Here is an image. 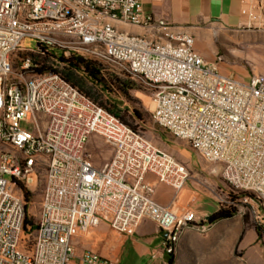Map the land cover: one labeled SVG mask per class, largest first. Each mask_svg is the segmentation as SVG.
Wrapping results in <instances>:
<instances>
[{"label": "built area", "instance_id": "1", "mask_svg": "<svg viewBox=\"0 0 264 264\" xmlns=\"http://www.w3.org/2000/svg\"><path fill=\"white\" fill-rule=\"evenodd\" d=\"M242 15V31L264 33V0ZM195 40L189 27L157 25L142 0H0V264H119L79 239L106 225L123 245L143 221L165 235L169 256L186 229L210 226L182 194L187 165L67 83L72 58L147 84L154 124L218 169L264 228V75H224L222 56L205 60ZM42 65L49 72L35 74ZM92 138L111 148L101 167Z\"/></svg>", "mask_w": 264, "mask_h": 264}, {"label": "rangeland", "instance_id": "2", "mask_svg": "<svg viewBox=\"0 0 264 264\" xmlns=\"http://www.w3.org/2000/svg\"><path fill=\"white\" fill-rule=\"evenodd\" d=\"M182 12V9L173 13L169 11H159L152 16L157 25L166 23L172 26L189 27L196 39V50L202 49L211 56V59H216L217 53L222 56L220 70L224 75L233 76L240 81H248L253 74L264 75V33L213 28L212 25L203 22H181L179 19L183 16ZM24 46L27 49L34 50L36 49V40L27 38ZM24 55L26 54L22 56ZM97 65L103 74V79L107 82L110 89L107 90L105 87L89 84L92 99H97L100 103H103L104 106L111 109L113 105H116L114 111L119 113L127 123L131 125L136 133L151 142L157 149L168 153L177 161L187 165L191 177V179L188 180V185L192 188H197L191 181L192 177L202 179L207 182L208 185H214V180H216L225 186L218 174L212 171L215 168L201 161L197 153L190 149L185 140L175 138L170 133L154 124L151 116L153 102L152 90L147 84L139 78L132 79L131 76L124 72L117 64L97 63ZM119 81L131 82V84H128L130 88L126 93L121 91L120 86H118ZM134 111H138L141 115V120L134 118ZM88 148L93 154V162L97 167L104 165L112 156L110 146L107 145L102 138H92ZM190 169L196 172H192ZM197 172L199 173L198 177L195 176ZM27 191L30 192L31 190L27 189ZM224 191L225 196L231 199V203L227 206L234 207L237 212L240 210L241 215L247 220L250 227L256 228L257 225L250 218L248 210L244 209L242 205H239L238 202L235 201H239L243 197V193L236 191L228 185L227 189ZM218 193V195H222L221 192ZM34 194L36 196V192L33 193L31 191V196ZM182 194L184 198L192 204L195 195L188 194L186 191ZM102 227H106V229L102 230ZM149 229H151L150 232H154L153 225H150L148 230ZM109 234L113 236L114 245L117 244L119 236L112 232L108 226L103 225L90 231L86 236L79 239V249H90L100 253V250L108 249V244L105 239ZM261 234H264V230H261ZM242 254L243 253H241V255ZM194 264H201V262H194ZM241 264H245L243 259H241Z\"/></svg>", "mask_w": 264, "mask_h": 264}, {"label": "crops", "instance_id": "3", "mask_svg": "<svg viewBox=\"0 0 264 264\" xmlns=\"http://www.w3.org/2000/svg\"><path fill=\"white\" fill-rule=\"evenodd\" d=\"M261 1L142 0V3L146 15L152 16L159 11L173 13L182 9L183 16L179 19L181 22H203L212 25L213 28L242 31L245 24L243 8ZM131 31L136 32L135 34L143 33L140 29H131ZM197 50L205 60H214L202 49ZM248 81L243 80V82ZM195 176L198 177L199 173H195ZM191 181L197 188L187 185L185 191L195 195L192 205L195 206L199 219L205 220L219 210L221 205L217 199L218 192L225 190V186L216 180L214 185H208L207 182L196 177H192ZM165 193L164 201L167 200L171 191L168 190ZM150 225L154 226V232H150L151 229L148 230ZM105 229L106 227H102V230ZM260 229L264 230V228ZM164 238L165 235L158 232L154 223L143 221L132 235L124 237L123 245L118 241L114 245L113 236L109 234L105 239L108 249H102L100 253H97L119 264H168L170 257L164 252ZM241 259L245 264H264V234L259 237L255 228L245 222L241 212H237L230 219L210 224L205 231L186 229L177 243L173 264H194V262L241 264Z\"/></svg>", "mask_w": 264, "mask_h": 264}, {"label": "trees", "instance_id": "4", "mask_svg": "<svg viewBox=\"0 0 264 264\" xmlns=\"http://www.w3.org/2000/svg\"><path fill=\"white\" fill-rule=\"evenodd\" d=\"M69 64H70V69L64 73V79L72 87L77 88L82 94L92 99L91 88L89 87V84H93L94 86L98 85L100 87H105L107 90L110 89L107 85V82L103 79V74L101 73V70L98 68L97 63L87 62L81 58H72L69 60ZM33 72L35 74L42 75L48 73L49 69L45 65H42L34 68ZM128 84H131V82L127 83V81L126 82L119 81L118 86H120L121 91L126 93L127 90L130 88ZM92 100L95 103H97L100 107L106 109L110 114L118 118L123 124L127 125L132 129L131 125H129L127 121L119 113L114 111L116 105H113L111 109L104 106L103 103H100L97 99H92ZM134 118L141 120V115L138 113V111H134ZM29 195H30L29 193H26L27 200ZM236 214H237V210L234 207L220 206L217 212L213 213L207 218V221L209 222V224H213L220 220L230 219ZM245 222L247 223L246 219ZM255 230L258 236L261 237V229L259 227H256ZM169 257L170 259L168 264H173L174 254H170Z\"/></svg>", "mask_w": 264, "mask_h": 264}, {"label": "bare ground", "instance_id": "5", "mask_svg": "<svg viewBox=\"0 0 264 264\" xmlns=\"http://www.w3.org/2000/svg\"><path fill=\"white\" fill-rule=\"evenodd\" d=\"M152 109H153V105H152ZM214 172L217 173V174L219 173L218 169L214 170Z\"/></svg>", "mask_w": 264, "mask_h": 264}]
</instances>
